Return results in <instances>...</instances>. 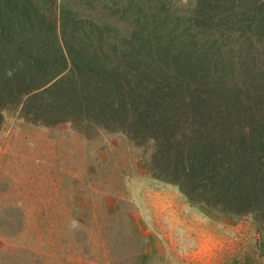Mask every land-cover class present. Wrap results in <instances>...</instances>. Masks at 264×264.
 <instances>
[{
	"label": "trees",
	"instance_id": "trees-1",
	"mask_svg": "<svg viewBox=\"0 0 264 264\" xmlns=\"http://www.w3.org/2000/svg\"><path fill=\"white\" fill-rule=\"evenodd\" d=\"M7 110L149 147L153 179L264 233V0H0Z\"/></svg>",
	"mask_w": 264,
	"mask_h": 264
},
{
	"label": "rangeland",
	"instance_id": "rangeland-1",
	"mask_svg": "<svg viewBox=\"0 0 264 264\" xmlns=\"http://www.w3.org/2000/svg\"><path fill=\"white\" fill-rule=\"evenodd\" d=\"M82 4L80 17L104 15ZM150 153L118 133L5 111L0 264H264V233L250 216L191 206L150 176Z\"/></svg>",
	"mask_w": 264,
	"mask_h": 264
}]
</instances>
